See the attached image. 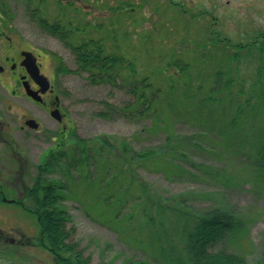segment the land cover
<instances>
[{
    "label": "rangeland",
    "instance_id": "374dc122",
    "mask_svg": "<svg viewBox=\"0 0 264 264\" xmlns=\"http://www.w3.org/2000/svg\"><path fill=\"white\" fill-rule=\"evenodd\" d=\"M9 1L23 19L26 16L24 1ZM227 1L216 0L217 24L214 29L222 35L239 44L240 41L244 43V35L248 32L253 34L264 28V1L235 0L231 5ZM122 3L123 0H117L118 5ZM205 9L202 7L201 12ZM143 13L135 18L121 12V15L113 14L102 21L105 35H108L105 52L125 59L121 63L123 68H119L121 65L117 67L118 72L112 81L92 83L89 74L84 72L58 77L60 84L56 77L57 92L70 128L66 138L57 121L42 108L28 99L21 100V104L9 100L13 107L7 108V116L12 127L18 124L23 112L36 117L43 126L39 132L25 130L18 137L25 147L22 165L28 161L22 173L31 177L28 184L34 187L37 166L49 157L50 149L65 151L66 155H63L73 161V158H81V142L91 147L85 152L90 173L87 165L81 164L70 166L68 177L62 169L48 175L50 180L66 186L63 205L73 218L67 226L75 229L73 241L79 244L90 264H127L128 261L179 264L177 257L184 246L181 244V224L172 216L171 221L160 219L159 222L156 218L154 222H147L142 219L141 208L134 206L136 196L141 193L138 189L140 182L153 196L169 201L181 199L183 195L186 200L183 208L191 211L200 212L213 206L230 210L243 223V228L232 236H225L217 248L240 254L250 264H264V169L256 149H253L256 144L264 143V139H258L264 131V109L250 119L244 130L229 129V120L237 105L244 100V95L238 92L241 84L238 80L242 78L247 82L246 90L256 88L253 82L258 67L264 64V53L261 58L256 51L244 55V52L234 50L232 45L235 44L231 43L228 53L233 50L231 54H239L238 59L233 56L228 60L227 51H223L222 46L212 51L211 60L200 49L196 57L190 48L192 42L186 38L196 40L202 34L206 15H201V19H187L172 17V14L147 16ZM94 16V10H90L81 17L85 20ZM78 21L73 19L75 25ZM29 29L32 43L45 50L43 63L49 75H55L58 57L68 69L74 71L78 68L76 57L69 48L34 26ZM78 37L82 39L85 35ZM222 44L225 46L226 43ZM202 55H206V59L200 58ZM204 60L207 62L201 63ZM130 62L133 66H128ZM210 63L211 67L217 66L205 67ZM185 66L188 69L183 70ZM216 72L224 74L223 78L217 79L219 82H216ZM230 80L237 81L225 89L224 84ZM143 89L147 105L139 99ZM210 95L219 102L203 105ZM241 125H244V119ZM175 135L185 139L182 145L178 140L175 142ZM168 137L172 144L175 142L177 154L164 149L169 145ZM105 139L110 142L116 139V143L127 141L135 152L163 149L160 152L163 155L138 163L135 159L124 158L123 165L119 145L118 149L110 151L109 147L101 146ZM60 142L63 144L58 146ZM177 164L185 170L179 171ZM198 166L208 173L201 172ZM122 168L132 171L135 184L123 181L120 176ZM18 182L16 184H21ZM121 182L133 198L127 197L123 208H117ZM102 187H108V192H101ZM6 198L17 197L10 194ZM24 202L28 204L26 199ZM116 209L120 210L118 218L113 213ZM36 218L34 212L29 213L18 204L0 202V231L13 232L11 229L22 228L26 232L28 228L32 242L42 246L37 243ZM158 229H161V236L157 234ZM161 246L166 249V254L160 252ZM0 264H52V258L38 247L27 246L21 250L0 241Z\"/></svg>",
    "mask_w": 264,
    "mask_h": 264
},
{
    "label": "flooded vegetation",
    "instance_id": "af4514ba",
    "mask_svg": "<svg viewBox=\"0 0 264 264\" xmlns=\"http://www.w3.org/2000/svg\"><path fill=\"white\" fill-rule=\"evenodd\" d=\"M23 1L26 4V16L21 19V16L13 9L11 1L0 0V202L9 203L4 199L14 200L13 204L20 205L29 213L34 211V208H31L33 204L29 202L27 195L34 190L36 191L37 187L35 189L30 187L28 182L31 177H26L22 173L23 167L28 165V161L25 160L24 165H22V159L25 158V147L18 137L25 130L33 133L39 132L43 126L36 117L23 112L18 124L12 127L10 124L12 121L7 116V108L9 106L13 107L12 103L9 105V100L21 104V100L28 99L42 108L57 121L58 126L63 130L64 138L67 137V130L70 129L68 116L61 106L55 84L56 77L57 83L60 84L61 79H58V77L66 76V73L59 71V68L63 67L62 65H67L58 57L56 73L55 75H49L45 71L46 67L43 63L44 57L46 58L45 50L36 47L32 43L29 28L34 26L47 37L57 39L63 47L69 48L72 53L79 46H83L86 50L102 51L105 49V38L108 37V35H105L102 21L113 14L119 13L121 15V12H125L136 18L145 11L143 14L147 16L172 14V17L183 16L187 19H195L196 17L201 19V15H206L203 18L204 20L202 19L204 21L202 34L196 40L190 37L186 38L188 42H192L190 48L195 52L194 56L197 55L198 49H200L211 60L212 51L219 46H222L223 51H227L228 60H232L234 56L231 54L233 50L230 53L227 50L231 47L232 40L222 35L219 30L214 29L217 24L215 22V8L218 7L216 0H123L122 5H118L117 0ZM232 3H235V0L227 1L228 5ZM202 7L206 8L204 12H201ZM106 9L108 10L106 11ZM90 10H94V18L83 20L82 14ZM73 19L79 20L77 25H75ZM210 20H214V22ZM22 26L27 27V30L23 29ZM255 32L253 34L248 32V35H244V43L243 41H240L239 44L233 43L235 44L232 45L234 50L244 52V55H246L245 52L258 51L264 47V28ZM81 35H85V37L80 39L78 36ZM79 40H81L79 44H74L75 41ZM222 43H226L225 46ZM236 55L239 58V54ZM205 56L202 55L200 58L206 59ZM206 62L207 60H204L201 63ZM198 66H200V62ZM211 66L212 63L205 67L210 69L215 67ZM32 120H34L33 124L38 125L37 129H33L28 125V122ZM61 144L62 142L57 145ZM38 177L39 171L33 180V186H35ZM17 181L21 184H16ZM10 194L15 195L17 198H6ZM23 198L28 201L27 205L24 203ZM36 219L38 223L37 243L39 242L42 246L32 242L33 238L29 234L28 228H26V232L22 228L11 229L13 232H0V241L15 245L21 250H24L27 246L38 247L51 256L52 264H58L59 257L55 254L56 251L52 252L43 245L45 240L41 234L40 221L38 217ZM63 224L66 225L65 232H67L70 228L67 226L68 222ZM68 241L69 239L64 243L67 244ZM59 248L63 249V246H59ZM67 262L70 263L69 260Z\"/></svg>",
    "mask_w": 264,
    "mask_h": 264
},
{
    "label": "trees",
    "instance_id": "16d2710c",
    "mask_svg": "<svg viewBox=\"0 0 264 264\" xmlns=\"http://www.w3.org/2000/svg\"><path fill=\"white\" fill-rule=\"evenodd\" d=\"M57 32L59 33V31ZM256 52L258 53V58H261V55L264 53V47ZM252 53L253 51L249 52V54ZM74 55L76 57L78 68L73 71L62 65L63 67L59 68V71L64 73L87 71L90 73V79L92 82L112 81L118 72L117 67H119L121 63H124L123 61L125 60L121 56L106 53L105 49L102 51L86 50L83 46L75 48ZM234 57L238 58L237 55ZM122 66L123 65L119 68H123ZM128 66H131V64ZM216 66L217 64L215 67ZM186 69H188V66L183 68V70ZM131 70L133 71L132 68ZM223 75L224 74L220 72H216V82H219L217 79L223 78ZM236 81L237 80L225 81V89H229ZM238 83H241L238 87L239 95H244V100L237 105L236 112L231 117V121L229 120V129H232V131H235V129L244 130L247 128L250 119L256 117L260 110L264 109V64L258 67L256 80L253 82L254 86L252 85L256 88L251 87L249 90H246L247 82L242 78L238 80ZM147 86L146 88H148ZM134 92L135 94L139 93L137 89H135ZM245 93H248L249 96ZM253 94H257L258 96L255 97ZM145 96L146 92L143 89L140 93L139 99L147 105L145 102L148 100L145 99ZM217 102H219V99L211 97L210 95L205 98L203 105H206V103L214 105ZM243 119L244 125H241ZM258 139L260 141L264 139V131L258 135ZM177 140L178 144L182 145L185 139L182 140L181 137L175 135V142ZM116 141L117 140L114 139L110 142L108 139H105L101 146H107L111 151L116 147L118 149L119 145L122 155L120 159L122 160L123 165L125 163V161H123L124 158L135 159L138 163L141 161H147L157 155H163L160 154L163 149L135 152L127 141L122 140L119 143H116ZM171 142L170 137H168L167 143H169V145L165 146L164 149H167L168 152H175L177 154V146L175 145V142L174 144ZM81 143H83H79L81 146V158H76L74 160L72 157L73 161L72 159L68 160L66 158V152L51 151L49 157H47L42 164L38 165L39 177L34 186V189L37 187L36 191L34 190L27 195L29 202L34 206V211L32 212L37 215L40 221L42 230L41 234L45 240L43 245L49 248L50 251L57 252H55V254L59 257L58 264H90V259L83 256V251L79 248V244L73 241L75 229L70 227L69 230L65 232L66 225L63 223H70L73 221V218L63 205V200L65 198V193L63 192L65 191L66 186L48 178V175L57 169H62L64 175L68 177L69 167H77L81 164L87 165L88 172L90 173V164H88L87 161L88 157H85V152L87 148L90 149L91 147H87V144H85L84 141ZM253 149H256L257 156L260 157L262 162L261 167L264 169V143L261 142V145L260 143L256 144ZM184 155L183 152L182 156ZM177 167L179 171L185 170L180 164H177ZM197 168H199L201 172L208 173V170L202 169L201 166H198ZM121 171H123L120 173V176L123 177V181H127L128 184L130 181L132 184L136 183L135 179L131 176L132 171H130L129 168L126 170L122 168ZM126 171L130 172L129 175L125 174ZM138 189L141 193L136 196L137 199L134 202V206L141 208V213L143 212V220L154 222L157 218L159 222L160 219L171 221L172 219L170 216H172L181 224V232L183 235V242L181 244H184V246L179 250L180 255L177 257V262L179 264H250L248 260L240 254L232 253L223 247L217 248L219 243L223 242L225 236H232L240 232L243 228V223L235 217L233 212L225 210L220 206H213L207 210L195 212L183 208L184 204H186L184 202V197H182L183 195H181V199L174 198L173 201H169L162 197L153 196V194L147 189V186L142 182L138 184ZM103 190H107L106 192H108V187H102L101 192ZM119 192L120 203L117 208L120 206L123 208L125 199L127 197L132 199L133 195H129L128 188L124 189V182L120 183ZM104 200L107 201V199ZM116 211L117 209L114 210L113 213L115 214V217L118 218L117 216H120V210ZM151 211L152 214L150 213ZM149 214H151V216ZM157 234L161 236V229L157 230ZM66 239H69L67 244L64 243L67 241ZM159 240L161 239L159 238ZM59 246H63V249H60ZM160 252L166 254V249L161 246ZM61 256L63 258H60ZM67 260H69L70 263H68ZM131 263L132 262L130 261L127 262V264ZM133 263L139 264L137 262Z\"/></svg>",
    "mask_w": 264,
    "mask_h": 264
},
{
    "label": "water",
    "instance_id": "95a60500",
    "mask_svg": "<svg viewBox=\"0 0 264 264\" xmlns=\"http://www.w3.org/2000/svg\"><path fill=\"white\" fill-rule=\"evenodd\" d=\"M33 123H34V120L28 122V125H30V127L33 128V129H37L38 125L37 124H33ZM10 202H13V201H10Z\"/></svg>",
    "mask_w": 264,
    "mask_h": 264
}]
</instances>
